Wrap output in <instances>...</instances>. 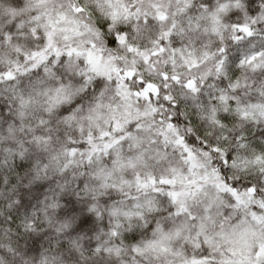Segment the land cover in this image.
Returning <instances> with one entry per match:
<instances>
[{
  "label": "clouds",
  "instance_id": "1",
  "mask_svg": "<svg viewBox=\"0 0 264 264\" xmlns=\"http://www.w3.org/2000/svg\"><path fill=\"white\" fill-rule=\"evenodd\" d=\"M0 264H264V0H0Z\"/></svg>",
  "mask_w": 264,
  "mask_h": 264
}]
</instances>
